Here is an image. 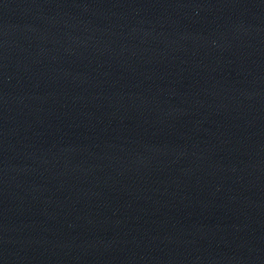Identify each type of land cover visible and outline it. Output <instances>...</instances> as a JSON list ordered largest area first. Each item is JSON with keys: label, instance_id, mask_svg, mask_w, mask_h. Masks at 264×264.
<instances>
[{"label": "water", "instance_id": "obj_1", "mask_svg": "<svg viewBox=\"0 0 264 264\" xmlns=\"http://www.w3.org/2000/svg\"><path fill=\"white\" fill-rule=\"evenodd\" d=\"M264 198V0H0V264Z\"/></svg>", "mask_w": 264, "mask_h": 264}]
</instances>
